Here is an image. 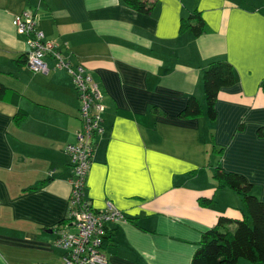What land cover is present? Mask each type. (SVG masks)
Segmentation results:
<instances>
[{
    "label": "crops",
    "instance_id": "crops-1",
    "mask_svg": "<svg viewBox=\"0 0 264 264\" xmlns=\"http://www.w3.org/2000/svg\"><path fill=\"white\" fill-rule=\"evenodd\" d=\"M156 2L145 15L122 0H0V82L21 95L16 105L0 101V264H62L57 230L73 175L65 147L82 125L70 74L50 56L46 73L16 62L29 48L12 21L25 10L104 96L105 131L95 139L85 194L95 210L110 202L130 219L108 225V264H191L202 232L220 216L243 219L241 197L216 187L218 165L244 176L264 201V0ZM195 10L207 32L180 34ZM218 59L237 80L220 91L212 123L202 73ZM190 97L203 117H179ZM21 110L27 118L16 125ZM212 137L222 155L212 152ZM213 196L212 206L199 205Z\"/></svg>",
    "mask_w": 264,
    "mask_h": 264
},
{
    "label": "built area",
    "instance_id": "built-area-1",
    "mask_svg": "<svg viewBox=\"0 0 264 264\" xmlns=\"http://www.w3.org/2000/svg\"><path fill=\"white\" fill-rule=\"evenodd\" d=\"M12 23L17 34L27 38L28 69L33 73H46L48 69L45 58L52 57L57 68L66 69L72 75L80 103L79 118L82 125L75 132V143L65 147L73 175L68 217L57 230L56 245L64 252L62 264H108L102 251L108 225L125 223L128 218L110 202L105 210H95L85 196L87 177L96 148L95 139L105 131L103 93L82 66L73 68L64 58L57 39L47 38L37 28L33 12L23 11L14 17Z\"/></svg>",
    "mask_w": 264,
    "mask_h": 264
},
{
    "label": "trees",
    "instance_id": "trees-1",
    "mask_svg": "<svg viewBox=\"0 0 264 264\" xmlns=\"http://www.w3.org/2000/svg\"><path fill=\"white\" fill-rule=\"evenodd\" d=\"M122 2L125 6L145 15L151 14L157 4L156 0H122ZM206 32L207 24L199 10H195L181 21L180 34L191 33L198 38ZM16 62L19 66H27V54L20 56ZM54 68L70 74L66 69L57 68L56 64ZM70 76L72 77L71 74ZM236 80L234 67L226 60H213L203 70L202 86L205 94L206 116L210 122L213 123L217 119L216 102L220 91L233 86ZM20 96L18 91L0 82V101L9 100L16 105ZM204 114L201 101L196 97H190L179 117L200 118ZM26 118L27 113L21 110L14 117V122L16 125H21ZM258 134L264 137V128L259 129ZM211 142L212 152L222 155L224 150L215 146L213 137ZM213 178L217 189H229L241 197L246 215L243 219L220 216L214 227L202 232L191 264H238L240 259L252 264H264V201L256 196L253 186L244 176L225 172L221 165L215 168ZM198 203L201 207H210L215 203V197H201ZM127 220L130 221L129 218ZM110 238L105 239L110 240Z\"/></svg>",
    "mask_w": 264,
    "mask_h": 264
}]
</instances>
